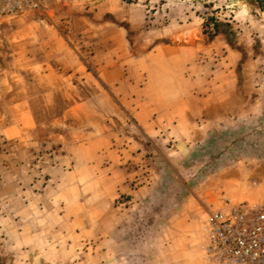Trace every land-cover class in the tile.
I'll list each match as a JSON object with an SVG mask.
<instances>
[{"label":"rangeland","instance_id":"374dc122","mask_svg":"<svg viewBox=\"0 0 264 264\" xmlns=\"http://www.w3.org/2000/svg\"><path fill=\"white\" fill-rule=\"evenodd\" d=\"M42 1L39 9L23 14L0 12V264H33L44 222L55 216L50 179H63L50 170L55 164L50 157L56 138L64 145L60 152H66L73 134L87 136L102 154L92 160L97 168L108 166L112 147L122 168L123 141L132 138V156L142 151L138 162L146 164L139 179L154 180L140 195L141 206L133 209L144 220L141 229L159 215L164 221L168 215L187 214L190 259L208 264L202 252L208 212L225 200L264 203V100L248 104L249 98L264 97L260 2ZM211 18L221 22L213 35L203 27L208 20L213 31ZM46 26L68 47L51 68L37 61L46 46L43 39L50 35ZM49 70L65 77H41ZM186 72L195 108L191 137L171 135L174 129L163 114H158L160 128L149 131L137 124L135 106H155L181 94L179 77ZM217 90L229 93L225 106L247 109L241 114L230 108L228 118L219 125L208 122L209 127L212 107L205 105L197 113L198 96ZM129 161L134 183L137 160ZM178 169L186 173L176 175ZM118 172L114 180H120ZM104 173L94 169L92 181H100ZM129 198L118 192L114 208ZM156 220L152 229L162 225ZM113 245L121 249L124 239L115 236ZM182 251H187L185 245Z\"/></svg>","mask_w":264,"mask_h":264},{"label":"crops","instance_id":"0c3cea01","mask_svg":"<svg viewBox=\"0 0 264 264\" xmlns=\"http://www.w3.org/2000/svg\"><path fill=\"white\" fill-rule=\"evenodd\" d=\"M45 31L50 32V35L43 39L46 46L37 61L46 63V68L48 66L51 68L52 63L57 64L60 61L59 57H63L68 47L59 41V37L56 38L55 30L46 26ZM180 63L187 69L185 60H181ZM62 74L60 71L49 70L43 71L41 77L59 81L65 77ZM187 75L186 72L179 77L180 81L184 82V86H180L181 94L175 93L173 99L156 103L155 106H135L134 115L137 124L147 126L149 131L151 127L160 128L161 117L158 114H163L174 129L171 135L180 140L189 139L195 108L191 106L192 91L187 86L189 79ZM175 81L177 82L176 79ZM227 94L229 93L225 90H217L211 93L206 91V94L202 93L198 96L201 108H196L197 113L203 111L205 105L212 107V114L209 115L211 118L207 124L211 122L212 125H219V120L223 121L229 117L230 108L238 110L241 114L242 111H246L245 106H225ZM250 100L252 99L249 98V106L253 104L258 106L259 102H263L264 97L254 96L253 101ZM126 107L131 108V106ZM211 124L208 126L211 127ZM72 137L73 142L69 143L70 150L66 152H60L64 145L60 146L59 143L62 142L56 138V149H53V155L50 157V160L55 163L50 165V170L60 172L63 179H50L49 189L53 191L51 195L53 206L50 209L53 212L51 214L55 216L53 219L48 216V220L44 222L43 238L41 245L34 251L37 256L34 257L33 264H194V261L190 259L192 254L188 248V242L186 243L188 239L186 234L189 230L187 224L190 221L187 214L168 215L164 221L159 215L153 217L150 227L141 229V223L144 220L138 216L140 212L136 214L133 209L141 206L143 200L140 195L142 196L150 189L154 180L152 178L153 183L150 180H144L150 185L139 179L140 171L145 170L146 164L138 162L142 158V151L135 152L132 156L131 147L134 140L126 136L127 140L123 141L126 145L123 148L122 168L114 160L113 147L109 151L108 166L97 168L98 157L100 158L102 154L98 156V151L89 144L87 136L73 134ZM111 144L113 145V142ZM96 158L93 164L92 160ZM130 158L137 160V169L134 171L137 177L133 178L137 182L134 183L131 180L134 174L133 169H130ZM69 166L71 167L67 168ZM94 169L100 173L105 171L100 181H92ZM118 169H121L120 180H114L113 176L119 174ZM174 172L179 176L186 173L184 169L174 170ZM141 175L143 176V173ZM87 176H89L88 179H86ZM118 192L126 193L131 197L116 207L120 208V211H116L113 204L114 196ZM126 203L129 205L124 206L123 209L122 205ZM114 212L117 215H114ZM156 219L161 220L162 225L158 229H152L153 224L157 222ZM135 227L139 228L137 232L134 230ZM115 236L124 239V247L121 249L113 245ZM135 238H137V244L133 242ZM202 239L204 241V234ZM184 245L187 251H182Z\"/></svg>","mask_w":264,"mask_h":264},{"label":"built area","instance_id":"2783aa9c","mask_svg":"<svg viewBox=\"0 0 264 264\" xmlns=\"http://www.w3.org/2000/svg\"><path fill=\"white\" fill-rule=\"evenodd\" d=\"M42 0H0V12L23 14ZM208 264H264V203L232 202L208 212L202 227Z\"/></svg>","mask_w":264,"mask_h":264},{"label":"trees","instance_id":"16d2710c","mask_svg":"<svg viewBox=\"0 0 264 264\" xmlns=\"http://www.w3.org/2000/svg\"><path fill=\"white\" fill-rule=\"evenodd\" d=\"M258 2H260V4H259V7H260V9H264V5H263V0H258ZM212 19V25H211V29L213 30L212 32H210L208 29V25H209V22H208V20H206L205 22H204V25H203V27L205 28V30H207L208 31V33H210V34H215L216 32H217V27H218V25L221 23V22H218V20H215L214 18H211ZM226 25H228L227 23H226Z\"/></svg>","mask_w":264,"mask_h":264}]
</instances>
